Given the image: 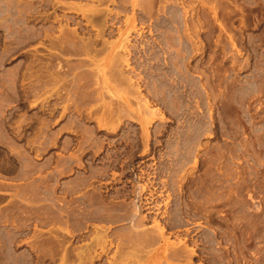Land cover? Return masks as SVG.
<instances>
[{
    "label": "rangeland",
    "instance_id": "obj_1",
    "mask_svg": "<svg viewBox=\"0 0 264 264\" xmlns=\"http://www.w3.org/2000/svg\"><path fill=\"white\" fill-rule=\"evenodd\" d=\"M0 264H264V0H0Z\"/></svg>",
    "mask_w": 264,
    "mask_h": 264
},
{
    "label": "bare ground",
    "instance_id": "obj_2",
    "mask_svg": "<svg viewBox=\"0 0 264 264\" xmlns=\"http://www.w3.org/2000/svg\"><path fill=\"white\" fill-rule=\"evenodd\" d=\"M98 31H99V30H98ZM101 35H102V34H101ZM87 38H88V37H87ZM85 39H86V38H85ZM89 40H90V41L87 40V43L85 42L86 44L84 43V44H85L84 47L86 48V53L90 52L92 49H93V51H94L96 45H98L99 41H101V40H99L98 38H95V39L92 38V39H89ZM62 43H63V41H62ZM105 43H106V42H105ZM103 46H104V45H103ZM85 48H84V49H85ZM66 50H67V49H66ZM68 50H69V49H68ZM69 51H72V50H69ZM95 51H97V50H95ZM91 52H92V51H91ZM126 61H127V59H126ZM122 62H123V61H122ZM104 235H105V234H104ZM104 235H103V236H104ZM106 237H107V235H106ZM106 237H105V238H106ZM103 238H104V237H103ZM99 239H100V238H99ZM101 239H102V238H101ZM99 241H100V240H99ZM102 241H105V239L102 240ZM102 241H101V242H102ZM105 242H107V240H106ZM122 242H123V241H122ZM119 244H121V243H118V245H119ZM122 244H123V243H122ZM124 244H125V243H124ZM105 246H106V245H105ZM122 246H123V245H122ZM131 247H132V246H131ZM125 249H126V247H125ZM119 250H120V249H119ZM103 251H104V250H103ZM128 251H129V247H128ZM126 252H127V251H125V253H126ZM125 261H126V260H125Z\"/></svg>",
    "mask_w": 264,
    "mask_h": 264
}]
</instances>
